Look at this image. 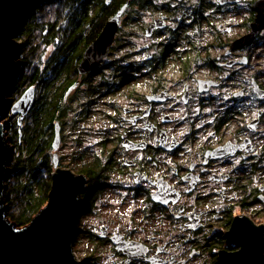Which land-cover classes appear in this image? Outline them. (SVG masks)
<instances>
[{"label":"flooded vegetation","instance_id":"flooded-vegetation-1","mask_svg":"<svg viewBox=\"0 0 264 264\" xmlns=\"http://www.w3.org/2000/svg\"><path fill=\"white\" fill-rule=\"evenodd\" d=\"M126 2L108 54L81 72ZM100 6L108 17L64 40L62 60L79 55L73 74L63 65L48 79L64 90L59 119L79 92L84 115L108 106L111 145L93 160L90 193L81 171L80 218L93 217L82 262L226 264L264 236V0H112L95 15Z\"/></svg>","mask_w":264,"mask_h":264},{"label":"water","instance_id":"water-1","mask_svg":"<svg viewBox=\"0 0 264 264\" xmlns=\"http://www.w3.org/2000/svg\"><path fill=\"white\" fill-rule=\"evenodd\" d=\"M41 1L49 0H0V264H82L74 244L83 207L81 194L88 186V177L71 168L60 167L58 150L62 142V126L59 121L55 123L52 142L55 171L52 172L47 203L24 226L10 220L5 204L12 145L6 136L3 119L10 112L18 114L22 136L24 119L33 109L37 96L36 87L30 86L17 100L11 97L23 47L15 35L23 27L29 10ZM128 4L126 2L106 23L101 35L87 48L79 65L81 72L90 70L108 54ZM259 237V242L247 243L243 250L225 259V263L263 264V231Z\"/></svg>","mask_w":264,"mask_h":264},{"label":"rangeland","instance_id":"rangeland-1","mask_svg":"<svg viewBox=\"0 0 264 264\" xmlns=\"http://www.w3.org/2000/svg\"><path fill=\"white\" fill-rule=\"evenodd\" d=\"M83 1H41L29 10L24 18L23 27L15 35V38L23 43V47L19 56V73L15 79V87L11 93V97L14 100H17L28 87L35 86L37 90L36 102L38 101L44 91V84L56 74L55 67L63 59L59 57L61 53L60 49L63 47L64 40L72 34L77 18L84 11ZM84 13H86V18H92L95 15L94 4L90 3ZM118 52L121 53L120 51ZM140 56L141 54H136L133 58H139ZM72 69H74V62L68 64L66 71L69 72ZM69 73L73 74V72ZM37 74L38 77L35 78ZM86 100L88 101L89 98L79 92L75 100L70 102L67 110L64 111L63 118L59 119L62 121L63 126L62 142L58 150L60 167L71 168L78 173L89 167L90 161H93L96 156L99 157L103 146L109 147L111 145L108 140L110 137V123L107 114L108 106L99 101L94 105L88 106L89 109L86 115H84L85 110L81 103H84ZM33 111L32 109L24 119L22 137L25 135L26 126L28 127L34 121ZM3 122L7 130L6 136L8 139H11L10 144L12 145V157L9 163L10 170L5 188V192L10 197L8 199L5 198L7 215L18 226H24L30 222V218H33L38 211L26 210L28 198L22 186L27 182L31 183L32 175H35V178H33L35 180H50L52 183V172L55 171L53 162L54 149L52 148L49 151L52 170L49 171L39 161V172L36 174L32 173V162L27 149L20 150V147L16 143L17 135L20 133L18 114L8 113ZM18 160L20 161V165L25 167V170L20 169L15 172L11 167H16V161ZM83 172L86 173L85 170ZM15 186H17L16 188H20V190L16 189ZM91 188L90 184L86 192L90 193ZM24 215L29 217L27 221L18 223L17 221ZM92 221L93 217L88 213L81 216L77 223L76 229L78 234L75 237L74 249L81 262L91 260L93 257V254H90L93 250V244L87 242L85 232L83 231L84 225H88ZM82 264H93V262L87 261L86 263L82 262Z\"/></svg>","mask_w":264,"mask_h":264},{"label":"trees","instance_id":"trees-1","mask_svg":"<svg viewBox=\"0 0 264 264\" xmlns=\"http://www.w3.org/2000/svg\"><path fill=\"white\" fill-rule=\"evenodd\" d=\"M104 1L105 0L83 1L84 11L81 12L80 16L76 20V23H74L75 27L72 30V35L80 34L81 32L80 28H82V25L80 24L82 23V21L87 19L86 13L84 12L85 10H87V7L90 5V3H93L95 8V3L99 2L100 5H103ZM95 16L102 19L108 17L107 13H105V10L102 6H100L99 14L94 15L93 17ZM78 42H80L79 39H75V38L71 39V44L73 45L77 44ZM62 49L63 48L60 49L61 53L59 57H63L64 53H66L65 51L62 52ZM78 56L79 55H77L76 53L69 52L66 56L67 58H65L66 59L65 62L61 60L59 63H57L56 72L60 74L63 71L64 66H66L65 68H67L70 62L75 63L76 60L78 59ZM69 72H73V69L69 70ZM36 77H38V74L35 75V78ZM50 83L51 82L49 80L46 81V83L44 84V91L33 107L34 110L33 123L29 124L28 127L26 126L24 137H22L20 133H18L17 141H16L17 145L20 147V150L22 149L23 151V149H27L30 160L32 162L31 170L32 173L35 174L39 172V161L42 163V165L47 167L49 171L52 170V163H51L49 151L53 148L52 142L54 139L55 123L63 114L64 90L60 86L52 87ZM8 140L11 143V139ZM90 162H91L90 166L83 169L82 171L85 170L88 174H90L88 176L91 178L90 184L93 188L94 185L97 186L96 182L98 180V176L94 174V170H95L94 161L91 160ZM16 163H17L16 167H11L15 172L19 171L20 169L25 170V167H22L20 165L19 160L16 161ZM33 178H35V175H32L31 183L27 182L22 186L24 187L26 192L25 194L27 195L28 198L27 207H26L27 211L30 210L39 211L41 209L42 205H44V203H46L48 200V194L50 192L52 185L50 180L49 181H45L41 179L35 180ZM16 187L17 186H15V188ZM16 189L20 190V188H16ZM4 197L7 199L10 198L9 194H7L6 192L4 194ZM28 218L29 217L27 215L26 216L24 215L23 217H20V219L17 222L18 223L26 222ZM31 219L32 218H30L29 221H31Z\"/></svg>","mask_w":264,"mask_h":264},{"label":"bare ground","instance_id":"bare-ground-1","mask_svg":"<svg viewBox=\"0 0 264 264\" xmlns=\"http://www.w3.org/2000/svg\"><path fill=\"white\" fill-rule=\"evenodd\" d=\"M8 179V178H7Z\"/></svg>","mask_w":264,"mask_h":264}]
</instances>
